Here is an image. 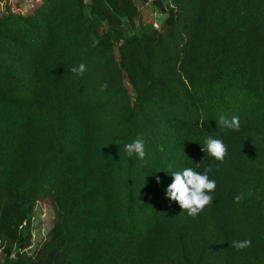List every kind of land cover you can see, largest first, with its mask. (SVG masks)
Returning a JSON list of instances; mask_svg holds the SVG:
<instances>
[{
    "label": "trees",
    "instance_id": "trees-1",
    "mask_svg": "<svg viewBox=\"0 0 264 264\" xmlns=\"http://www.w3.org/2000/svg\"><path fill=\"white\" fill-rule=\"evenodd\" d=\"M153 1L0 0V264H264V0ZM169 162L212 166L196 217Z\"/></svg>",
    "mask_w": 264,
    "mask_h": 264
},
{
    "label": "clouds",
    "instance_id": "clouds-1",
    "mask_svg": "<svg viewBox=\"0 0 264 264\" xmlns=\"http://www.w3.org/2000/svg\"><path fill=\"white\" fill-rule=\"evenodd\" d=\"M87 71V66L84 63H80L78 66H73L71 72L78 77H82ZM107 85H103L102 88H106ZM218 125L230 129L233 131H239L240 117L233 116L231 119L224 115H220ZM124 150L128 157L133 155L138 156L143 160L146 156L145 143L142 139L137 138L134 141L127 143L124 146ZM203 150L207 155L215 158V160L223 162L224 158L228 154L227 146L221 139H216L209 136L205 141V147ZM175 163L169 162L167 164V173L174 177L173 182L167 187V198L172 201L178 202L183 211H187L188 215L196 217L204 208L212 203V196L209 193L215 191L216 182L209 179V173L212 171V166L209 165L205 168L203 173H199L191 167L184 168L182 170H174ZM159 182V177H157ZM243 199V194H239L234 197V202L239 203ZM231 247L236 250H243L251 247L250 240H233L231 241Z\"/></svg>",
    "mask_w": 264,
    "mask_h": 264
},
{
    "label": "rangeland",
    "instance_id": "rangeland-1",
    "mask_svg": "<svg viewBox=\"0 0 264 264\" xmlns=\"http://www.w3.org/2000/svg\"><path fill=\"white\" fill-rule=\"evenodd\" d=\"M155 1H156V0H154L153 2H155ZM153 4H154V3L150 4V6H151V7L154 6ZM152 9H154V7H152ZM141 10H142V17H143L144 21H148L150 18L155 17V16H156L157 19L159 18L158 10H156V9L151 10L152 13L150 12V10H149L148 7H143V8H141ZM150 13H151V14H150ZM149 14H150V15H149ZM131 17H132V16H131ZM135 18H136V17L133 18V21L136 22V19H135ZM155 27L158 29V28H159V24H155ZM47 213H48V212H47L46 209L42 211V217L44 218L43 220L45 221V223H46V221H47ZM49 217H50V216H49ZM49 217H48V222H49Z\"/></svg>",
    "mask_w": 264,
    "mask_h": 264
},
{
    "label": "built area",
    "instance_id": "built-area-1",
    "mask_svg": "<svg viewBox=\"0 0 264 264\" xmlns=\"http://www.w3.org/2000/svg\"><path fill=\"white\" fill-rule=\"evenodd\" d=\"M150 1H152V0H150Z\"/></svg>",
    "mask_w": 264,
    "mask_h": 264
}]
</instances>
